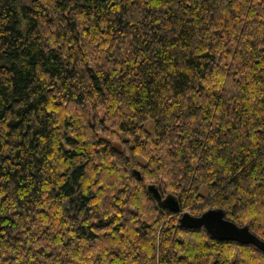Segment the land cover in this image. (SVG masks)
<instances>
[{"label": "trees", "instance_id": "obj_1", "mask_svg": "<svg viewBox=\"0 0 264 264\" xmlns=\"http://www.w3.org/2000/svg\"><path fill=\"white\" fill-rule=\"evenodd\" d=\"M149 185L264 240V0H0V264H264Z\"/></svg>", "mask_w": 264, "mask_h": 264}, {"label": "water", "instance_id": "obj_2", "mask_svg": "<svg viewBox=\"0 0 264 264\" xmlns=\"http://www.w3.org/2000/svg\"><path fill=\"white\" fill-rule=\"evenodd\" d=\"M135 174L138 178L141 177L138 170H135ZM148 191L160 208H167L174 213L181 214L179 223L182 229H204L214 240L251 245L264 253V240L254 234L249 226H240L228 219L225 210L221 208L209 209L200 216H195L189 212L181 211L176 196L169 194L164 197L155 185H149Z\"/></svg>", "mask_w": 264, "mask_h": 264}, {"label": "rangeland", "instance_id": "obj_3", "mask_svg": "<svg viewBox=\"0 0 264 264\" xmlns=\"http://www.w3.org/2000/svg\"><path fill=\"white\" fill-rule=\"evenodd\" d=\"M147 129H148L150 132L153 131L152 123H148V124H147Z\"/></svg>", "mask_w": 264, "mask_h": 264}]
</instances>
